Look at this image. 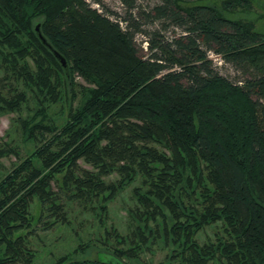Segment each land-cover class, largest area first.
Listing matches in <instances>:
<instances>
[{"label": "trees", "instance_id": "16d2710c", "mask_svg": "<svg viewBox=\"0 0 264 264\" xmlns=\"http://www.w3.org/2000/svg\"><path fill=\"white\" fill-rule=\"evenodd\" d=\"M104 8L0 0V113L34 102L22 125L36 145L0 179V264H35L40 222L70 224L74 202L91 208L98 235L55 264H128L158 239L171 264H264V30L209 0H164L148 15L183 28L169 41L131 11ZM211 50L248 76L222 75ZM138 180L137 225L123 235L108 224L109 203ZM98 243L96 260L76 258Z\"/></svg>", "mask_w": 264, "mask_h": 264}, {"label": "rangeland", "instance_id": "374dc122", "mask_svg": "<svg viewBox=\"0 0 264 264\" xmlns=\"http://www.w3.org/2000/svg\"><path fill=\"white\" fill-rule=\"evenodd\" d=\"M91 1V0H90ZM212 3L217 4L220 8L226 6L225 15H233L244 21L253 23L255 28L264 30V0H209ZM226 1L233 2L232 4L225 5ZM164 0H134L135 6L132 10H129L127 5L122 0H103L104 10L107 12V8L114 10L122 16L127 15L130 11L138 16L139 22L142 24L144 30L162 29V34L166 40H172V38L180 36L184 30L175 24H169V27H163L165 21L151 18L152 11L158 5L163 4ZM97 7L96 3H92ZM99 7V6H98ZM102 8V7H100ZM143 12V13H142ZM227 13V14H226ZM142 14L143 17H142ZM147 16V18L145 17ZM115 18L114 16H112ZM153 20V21H152ZM146 35L143 32L136 34V43L140 46L146 44ZM143 41V42H142ZM210 57L217 66L218 71L230 78L231 80L243 79L248 75L243 68L237 67L229 61H225L224 58L217 54L215 51H209ZM3 72L0 71V76ZM76 81L79 84L88 85V83L81 77H76ZM21 88V85H20ZM35 104L30 103V107H24L20 112H6L0 113V145L5 150H10L8 154L0 155V179L13 167L18 164L28 153L35 148L33 142L26 140L23 133L22 120L29 117ZM59 111V108L55 109ZM39 143H37L38 145ZM80 167L90 170L95 168L91 163L84 160L80 161ZM120 178L118 173H113L110 176L105 177L108 181H114ZM140 184V180L129 185L124 189L114 200L109 203V225L116 226L119 232L123 235L132 234L137 222L134 221L131 216L130 210L137 207V202L134 197V188ZM55 189L57 187L55 186ZM71 215V223L66 225L60 222L54 223L49 229H43V221L40 222L37 227V234L31 237L32 246L36 250V262L35 264H55V262L64 255L71 253L79 247L80 242L89 241L97 237L96 231L100 228V223L97 217H95L91 208H84L78 202H74L71 207L68 208ZM45 220V219H44ZM222 231V223H216L205 227L201 230L197 237L201 243H205L209 240H213L217 237V232ZM105 249L101 243L96 244L89 250L88 254H77L78 259H91L96 260L98 257V251ZM172 252L171 246L164 244L163 239L157 240L152 248L141 254L140 259H128L124 260L128 264H171L169 256ZM24 264V263H19Z\"/></svg>", "mask_w": 264, "mask_h": 264}, {"label": "water", "instance_id": "95a60500", "mask_svg": "<svg viewBox=\"0 0 264 264\" xmlns=\"http://www.w3.org/2000/svg\"><path fill=\"white\" fill-rule=\"evenodd\" d=\"M37 30L39 31L40 30V25H37ZM40 36L41 38L43 39V41L47 44V41L46 39L43 37V35L40 33ZM55 56L58 58V60L65 66L67 67V60L66 58L58 51L56 50H53ZM113 264H120L118 262H114Z\"/></svg>", "mask_w": 264, "mask_h": 264}]
</instances>
